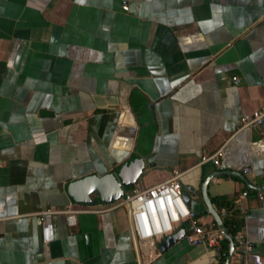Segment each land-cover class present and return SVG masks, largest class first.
Wrapping results in <instances>:
<instances>
[{"label":"crops","instance_id":"0c3cea01","mask_svg":"<svg viewBox=\"0 0 264 264\" xmlns=\"http://www.w3.org/2000/svg\"><path fill=\"white\" fill-rule=\"evenodd\" d=\"M263 102L264 0H0V264H211L182 240L136 241L124 207L72 202L69 183L130 158L144 187L175 171L205 223L207 178L216 214V198L246 191L244 264H264V210L246 186H264V120L239 124ZM214 154L221 170L202 161Z\"/></svg>","mask_w":264,"mask_h":264},{"label":"built area","instance_id":"2783aa9c","mask_svg":"<svg viewBox=\"0 0 264 264\" xmlns=\"http://www.w3.org/2000/svg\"><path fill=\"white\" fill-rule=\"evenodd\" d=\"M126 11L125 7H122ZM232 84H238L236 77L230 78ZM264 120V102L252 112L249 119H240V128H260ZM264 138V131L260 132ZM202 161H210L221 170L216 155L203 158ZM251 172L249 168L242 169V175ZM247 197V192L240 194L235 201V209L239 215H246V208L241 202ZM257 207L264 210V190L255 192ZM113 207H124L128 210L130 230L133 238L138 242H160L165 236L176 231L178 226L183 228L182 241L189 247H201L206 253L211 255V264H222L221 241L223 239L221 230L215 223L210 221L205 223L203 219L192 212L185 205L181 187L178 183V174L173 171L170 179L150 187H144L138 182L128 188L122 197L112 203ZM56 213L50 210L42 211L38 214L39 241L41 254L47 258L46 248L53 241V227L51 216ZM65 223L68 227L75 225V211L64 210ZM217 216L222 222L226 216L224 208H220ZM225 231V230H224ZM233 250L230 260L245 263L250 247L244 236L243 225L239 228L232 240Z\"/></svg>","mask_w":264,"mask_h":264},{"label":"water","instance_id":"95a60500","mask_svg":"<svg viewBox=\"0 0 264 264\" xmlns=\"http://www.w3.org/2000/svg\"><path fill=\"white\" fill-rule=\"evenodd\" d=\"M141 171V161L138 158H130L122 166H120L115 173L105 174L101 177H96L94 175L85 176L69 183L66 189L72 202L77 205H95L96 200L91 201L89 198L91 194L96 195L100 203L111 204L122 197L123 190L130 188L134 184V182L137 181L138 177L141 174ZM230 175L237 176L245 181L243 176L240 174L230 173ZM208 180L209 179L207 178L201 186L202 200L206 206L207 213L211 216L217 228L222 229V224L216 212H214V210L211 208L210 203L208 202V199L206 197L205 188ZM246 186L249 189H253L255 191L264 190V186L261 188H255L248 184H246ZM183 200L185 202V205L188 206V197L183 196ZM221 234L223 239L227 242V256L225 258L224 264H229V260L233 250L232 240L224 230H221ZM182 236L183 228L179 227L174 233L164 237V239L159 244V250L165 251L173 244L180 241L182 239Z\"/></svg>","mask_w":264,"mask_h":264},{"label":"trees","instance_id":"16d2710c","mask_svg":"<svg viewBox=\"0 0 264 264\" xmlns=\"http://www.w3.org/2000/svg\"><path fill=\"white\" fill-rule=\"evenodd\" d=\"M215 201L218 210L220 208L225 209L226 216L222 219L221 224L225 233L231 238V240H233L234 235L242 225V220L237 216L234 201L225 198H216ZM221 251V261L223 263L227 256V242L224 239L221 241Z\"/></svg>","mask_w":264,"mask_h":264}]
</instances>
